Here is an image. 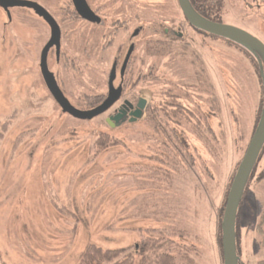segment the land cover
I'll list each match as a JSON object with an SVG mask.
<instances>
[{"label": "rangeland", "instance_id": "374dc122", "mask_svg": "<svg viewBox=\"0 0 264 264\" xmlns=\"http://www.w3.org/2000/svg\"><path fill=\"white\" fill-rule=\"evenodd\" d=\"M34 1L62 28L68 51L50 53L48 63L64 95L82 110L100 105L113 61L124 58L126 30L106 46L110 34L99 39L104 31L86 25L94 43L81 50L84 32L71 0ZM129 1L136 24L145 13L155 28L139 38L123 100L142 97L148 106L142 119L115 128L106 119L119 104L93 120L63 113L40 68L49 26L20 8L10 23L0 7V264H81L90 245L133 252L158 234L197 264H223V206L261 115L260 70L234 45L189 26L180 38L164 37V29L185 22L178 0ZM118 2L110 9L122 19L126 2ZM229 4L226 20L238 21L239 3ZM261 173L264 150L238 214L244 264L264 260L256 229L264 212Z\"/></svg>", "mask_w": 264, "mask_h": 264}, {"label": "water", "instance_id": "95a60500", "mask_svg": "<svg viewBox=\"0 0 264 264\" xmlns=\"http://www.w3.org/2000/svg\"><path fill=\"white\" fill-rule=\"evenodd\" d=\"M180 8L188 20V22L195 28L205 31L206 33L213 34L230 41H233L247 50L251 51L254 56L259 59L262 63L263 68L260 69V74L263 82V93H264V43L251 35L247 31L233 27L230 25H224L214 23L203 16H201L193 7L191 0H178ZM76 11L83 15L90 21L95 20L94 13L88 6L86 0H73ZM0 7L6 12L8 19L11 20L10 9L16 7H26L35 11V13L43 18L51 28V38L41 54V74L44 82L55 99L58 105L61 107L63 113L71 115L75 119L79 120H93L94 118L105 113L113 104L118 101L121 95L122 88L119 87L117 90L114 88V80L116 78V65L113 66L109 75V96L99 106L90 110H79L71 104L68 98L64 95L63 91L58 85L56 77L48 67V50L55 45L57 48V56L60 55V38L61 29L52 15L41 5L36 2L29 0H0ZM132 49L126 58V63L129 60ZM125 65L122 68V72L125 70ZM117 91V94L113 93ZM264 98V95H263ZM130 104L129 102H127ZM147 100L140 98L137 109L131 113L132 119L130 122H136L144 117V110L147 107ZM133 107L132 105H130ZM134 116V117H133ZM120 115L116 118L107 119V122L112 128L118 125L112 124V120L115 119L119 124ZM264 149V102L261 111V115L255 131L252 135L248 148L244 154L243 159L237 169L235 177L230 187V191L227 197L224 215L221 223L222 231V251H223V264H240L241 258L238 251L236 227L238 221L239 208L244 198L246 189L250 182L252 173L256 168V165L260 159L261 153Z\"/></svg>", "mask_w": 264, "mask_h": 264}, {"label": "flooded vegetation", "instance_id": "af4514ba", "mask_svg": "<svg viewBox=\"0 0 264 264\" xmlns=\"http://www.w3.org/2000/svg\"><path fill=\"white\" fill-rule=\"evenodd\" d=\"M29 1L36 2L34 0H29ZM101 1H102V4L104 5V8L101 7L100 5H97L95 1L92 2L91 0H86L88 6L90 7L92 12L94 13V16H95V20L94 21H90L87 18H85L83 15H80L75 9L73 0H71V4L72 5H69L68 8H72L71 9V14H72L71 17L78 18V20H80V22L82 24V27H83L82 28V32H84V37H83L84 39L82 40V43H81V46H82L81 50H85L87 47L92 46V44L94 43V39L92 38L91 34L90 35L87 34V32H86L87 30H85L86 29V25H88L87 27L91 26V27L98 28L97 31H100V32L104 31V34L101 36V38L99 37V39H102V38L105 39V35L110 34V36L107 39L108 43H107L106 46H109V45L113 44L116 39H117L116 42L118 41L117 33H118L119 29H125L126 30L125 31L127 33V35L125 37L126 39H124L123 40L124 42H121L120 45H119L120 46L119 49H120L121 53L124 52V50L126 49L124 58L121 61V63H120L119 59H115L113 61V64H112V68H113L114 65H116V78L114 80V88H115V90H117L119 87H121L122 88L121 95H120V98L118 99V101H116L113 104V106L111 108H109L105 112V113H107L115 105L119 104L114 109L113 114L110 115L107 119L116 118V117H118L120 115L121 118L119 119L118 123L121 124L122 122H125V123L126 122H130V120L132 119L131 113L136 111L137 104H138L140 98H142V97H140L137 100V103H133L132 101H130L128 99H124L123 100V96H124V77L126 76V73H127L128 67L130 65V61H131L132 55L134 54V52L137 49V43H139V38L140 39L143 38L146 31H151V29H153V31H154L155 26L154 27H150L149 22H147V21H149V19H145V17H149V16L145 15V13L137 16L141 21H138V23L136 24V21H137L136 13L133 14L132 7L130 6V5H133V1L130 2L129 0H125L127 5L125 3H123V2L120 3V7H126V8H124L123 13L121 14L124 17L122 19L121 18H117L118 12L112 14V10L110 9V8H113V9H116V10L119 9L118 0L115 1V2H112L111 0H108V3H110V5H109L110 7L106 3H103V0H101ZM202 1L203 0H193V1H191V3L193 5V7L195 8V10L201 16H203L204 18H206V19H208V20H210V21H212L214 23L230 25V26H233V27H237V28L243 29V30L247 31L248 33H250L251 35L255 36L256 38H258L259 40H261L264 43V39L260 36L262 34L259 35V33H261L260 31H264V0H235L236 2L239 3V7L243 11V14L240 15V18H239L238 21H232V22H229V21L226 20L227 19V17H226V15H227L226 13L227 12H225V6H226V9H227L228 5H230L229 4V0H206L207 5H205L203 3L204 1L203 2ZM36 3H38L43 8H45L52 15V17L55 19V21L58 23V25L60 27V24H59L58 20L48 10V8L45 7L43 4H41L40 2H36ZM178 4H179V1H178ZM16 8L29 10V11H32V12L35 13V11H33L32 9H29V8H26V7H16ZM12 9H15V8H12ZM12 9H10V11ZM230 10H231V8L229 9V11ZM74 12H75V14H74ZM7 18H8V16H7ZM184 18H185V16H184ZM41 19L49 26V24L43 18H41ZM9 22L10 23L12 22V14H11V20H9ZM134 25H136V26H134ZM163 26L164 25L161 24L160 27H163ZM187 26H189L192 29H194L195 31H197V33L207 35V37L208 38L210 37L209 39H211V40L220 41L223 44H226V43L229 44L230 43V44L234 45L235 47H233V48L236 51H238L239 53H241L244 56L248 55L250 57V59L255 60V61H253V64H255V66H257V68H259V70L261 68H263L262 63L259 61V59H257L254 56V54L251 51L247 50L243 46H241V45H239V44H237V43H235L233 41H230L228 39H225V38L213 35V34L206 33L205 31H202V30H199V29L193 27L188 22V20L186 18H185V22L173 25L171 28H168L169 30L168 29H164L163 36L165 37V35L169 34V35H175L177 38H180L183 35H185L184 31H186V27ZM5 27H7V26H5ZM129 27H131V31L130 32L128 31L129 29H127ZM249 27H251L252 29L249 28ZM49 29H50V37H49V40H50V38H51V28H50V26H49ZM60 29H61V38H60V50H59V52L63 53V52L68 51V50H63V47H64L63 46V32H62V28L61 27H60ZM153 34L154 35H152V36L156 35L155 33H153ZM49 40L47 41V43L49 42ZM162 42L165 43V39H163ZM47 43L44 45L43 49L45 48ZM228 44H226V45H228ZM131 49H132L131 55L129 57L128 62L125 65L127 55L129 54ZM52 52H55V54H57V48H56L55 45H53L48 50L47 61L49 60V54L52 53ZM40 62H41V58H40ZM124 65H125V70H124V72H122V68H123ZM48 67H49V63H48ZM118 75H119L120 83L117 86H115V81H116ZM56 80H57V78H56ZM59 87H60V85H59ZM113 94L116 95L117 91H115ZM108 96H109V82H108V93H107L106 98L103 100V102L108 98ZM144 99H146V98H144ZM127 102H129L130 104H128ZM147 102H148V100H147ZM130 105H132L133 107H131ZM147 106H148V103H147ZM77 109H79V108H77ZM91 109H93V108H91ZM146 109H147V107H146ZM146 109L144 110V113H145ZM79 110H82V109H79ZM88 110H90V109H88ZM105 113H103L101 115H104ZM107 119H106V122H107ZM112 121H113V122H111L112 124L118 125L117 122L115 121V119H113ZM107 124L111 127V125L108 122H107Z\"/></svg>", "mask_w": 264, "mask_h": 264}, {"label": "trees", "instance_id": "16d2710c", "mask_svg": "<svg viewBox=\"0 0 264 264\" xmlns=\"http://www.w3.org/2000/svg\"><path fill=\"white\" fill-rule=\"evenodd\" d=\"M99 143L102 148L106 146V143L103 141L102 138L98 141V144ZM255 170L256 168L254 169V172ZM254 172L252 173L250 181L254 176ZM257 180L259 182L263 181L264 173H261L260 177H258ZM225 206L226 203L223 206V212L225 210ZM240 210H241V206L239 208V211ZM256 229L257 232H259L258 235L262 237L260 246L264 248V212L261 214L260 223L256 225ZM239 231H240L239 223L237 221V227H236L237 245H238L239 255L241 258V253L239 248ZM166 235L167 234H165V236H161V234H158L157 237L151 235L148 236L147 238H144L141 241V243L136 246L137 248H135L133 252H130L129 249L105 250L102 247H99L95 244L90 245L83 254L81 264H197L194 261V259L191 257V252L189 250L186 251L180 245H178L174 240H171L170 239L171 237H168ZM173 236L181 237L182 233L181 231L179 232L174 231ZM221 249H222V231H221ZM240 264H244V261L242 259ZM258 264H264V260L259 261Z\"/></svg>", "mask_w": 264, "mask_h": 264}]
</instances>
